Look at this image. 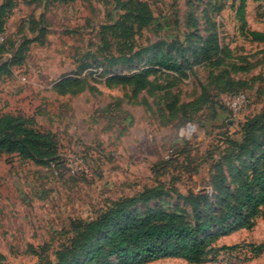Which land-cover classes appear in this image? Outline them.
<instances>
[{
    "label": "rangeland",
    "instance_id": "rangeland-1",
    "mask_svg": "<svg viewBox=\"0 0 264 264\" xmlns=\"http://www.w3.org/2000/svg\"><path fill=\"white\" fill-rule=\"evenodd\" d=\"M241 4L0 0L9 41L0 64L28 41L25 60L1 78V113L57 147L48 165L0 153L3 264H118L89 254L114 231L96 233V221L120 208L117 229L153 212L195 227L241 208L253 171L264 169V42L244 35ZM245 17L264 33V0H246ZM160 55L186 78L140 82ZM238 93L246 103L235 116L227 103ZM262 215L250 228L230 221L199 236L213 242L201 264H264L250 252L264 244Z\"/></svg>",
    "mask_w": 264,
    "mask_h": 264
},
{
    "label": "trees",
    "instance_id": "trees-1",
    "mask_svg": "<svg viewBox=\"0 0 264 264\" xmlns=\"http://www.w3.org/2000/svg\"><path fill=\"white\" fill-rule=\"evenodd\" d=\"M239 16L243 24L242 31L247 38L254 42H264V33L250 31L245 17L246 0H241ZM120 27H112L118 29ZM6 33L5 26H0V34ZM8 39L0 46V52L8 47ZM25 41L14 52L10 53L9 62L0 64V81L3 76H11L12 68L21 65L25 60L28 48ZM162 72L181 74V66L172 59L160 55L155 60L154 67L142 73L137 78L140 82ZM180 77L186 78L184 74ZM242 95L241 93L232 95ZM230 111V110H229ZM231 112V111H230ZM56 143L49 134L39 133L27 126L21 119L10 115H2L0 108V153L18 154L23 160L38 165H48L55 160ZM242 197L241 208H245V215L238 214L241 209L229 210L222 218L204 220L192 227L183 223L179 214L153 212L145 218L129 220L122 228L116 224L125 218L123 209H116L96 221L93 229L100 234L113 229V233L98 249H92L90 259L103 256H118V264H148L163 259H182L191 264H201L209 255L208 248L212 240L205 243L199 239L216 227L225 229L224 224L233 221L238 229L252 226L251 221L263 214L264 219V169L253 171L251 185H246ZM245 216V217H244ZM251 254L255 258L264 255V244L251 246ZM217 252L215 255H217ZM3 258L0 256V264ZM47 264V263H45Z\"/></svg>",
    "mask_w": 264,
    "mask_h": 264
},
{
    "label": "built area",
    "instance_id": "built-area-1",
    "mask_svg": "<svg viewBox=\"0 0 264 264\" xmlns=\"http://www.w3.org/2000/svg\"><path fill=\"white\" fill-rule=\"evenodd\" d=\"M6 35L5 33L0 34V46L3 45L6 41ZM242 103H246L245 96L242 95H237V96H232L229 101H228V106L230 111L236 116L238 115L241 110H242ZM240 105V106H239Z\"/></svg>",
    "mask_w": 264,
    "mask_h": 264
}]
</instances>
